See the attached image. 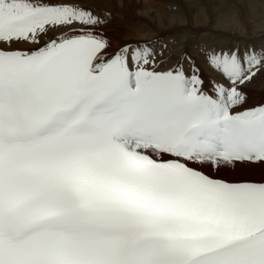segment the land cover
Segmentation results:
<instances>
[{"label":"snow or ice","instance_id":"6c2138e0","mask_svg":"<svg viewBox=\"0 0 264 264\" xmlns=\"http://www.w3.org/2000/svg\"><path fill=\"white\" fill-rule=\"evenodd\" d=\"M99 2L0 0V264H264V46L201 45L209 89Z\"/></svg>","mask_w":264,"mask_h":264},{"label":"bare ground","instance_id":"6f19581e","mask_svg":"<svg viewBox=\"0 0 264 264\" xmlns=\"http://www.w3.org/2000/svg\"><path fill=\"white\" fill-rule=\"evenodd\" d=\"M154 3V0H100V10L112 16L108 35L113 46L162 40L175 50L176 55L188 53L200 64L209 89L211 84L208 82L219 78L203 64L198 51L201 45L217 48L237 43L241 47L264 46V0H207L206 7L195 3L191 9L188 7L189 10L175 14L171 10H156ZM244 91L251 103L258 105L256 94L264 92V76L255 78ZM259 176V170L253 173V178L259 179Z\"/></svg>","mask_w":264,"mask_h":264},{"label":"rangeland","instance_id":"374dc122","mask_svg":"<svg viewBox=\"0 0 264 264\" xmlns=\"http://www.w3.org/2000/svg\"><path fill=\"white\" fill-rule=\"evenodd\" d=\"M138 1H143V0H138ZM154 2H156V3H154L155 6H156V8H155L156 10H161V11H165V10L166 11H168V10L170 11L171 10V12H173V14H175V13H178V12H180L182 10L185 11V10H189V8L191 9V6L193 4L194 5L203 4L206 7L207 0H154ZM178 8H180V10ZM137 13H138V11H137ZM247 95H248V93H247ZM256 95H258V97H256V102L258 104L260 102H264V92L258 93ZM259 99H260V101H259ZM262 99H263V101H262Z\"/></svg>","mask_w":264,"mask_h":264}]
</instances>
